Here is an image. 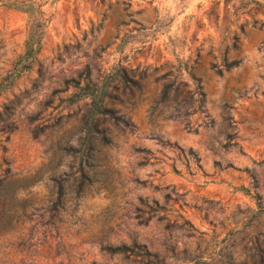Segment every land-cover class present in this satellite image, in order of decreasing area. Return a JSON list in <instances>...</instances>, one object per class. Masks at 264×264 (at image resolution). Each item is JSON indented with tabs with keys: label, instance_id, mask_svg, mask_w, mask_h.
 Listing matches in <instances>:
<instances>
[{
	"label": "rangeland",
	"instance_id": "374dc122",
	"mask_svg": "<svg viewBox=\"0 0 264 264\" xmlns=\"http://www.w3.org/2000/svg\"><path fill=\"white\" fill-rule=\"evenodd\" d=\"M4 1L0 264H264V9L25 0L41 7L44 34L12 83L29 17ZM123 68L137 86L119 84ZM86 78L111 82L106 108L132 132L108 116L83 142L89 100L70 99ZM59 184L64 210L49 228L48 214L21 216L25 200L28 215L52 207ZM134 241L151 256L107 252Z\"/></svg>",
	"mask_w": 264,
	"mask_h": 264
},
{
	"label": "trees",
	"instance_id": "16d2710c",
	"mask_svg": "<svg viewBox=\"0 0 264 264\" xmlns=\"http://www.w3.org/2000/svg\"><path fill=\"white\" fill-rule=\"evenodd\" d=\"M124 3H132L133 0H118ZM243 2H246L249 5H253L256 9H264V0L257 1V0H242ZM0 3H3V0H0ZM8 9H12L21 13H24L28 15L29 22H28V37L26 40V46H25V53L23 56L20 57V59L15 63L13 70L9 73V75L6 77V79L12 80V83L19 79L25 72L32 69L33 65L36 62V57L41 51V45H42V37L44 34V22L42 20L43 12L41 10V7H37L36 4L30 1H20V0H9L4 1L3 4ZM116 79L119 82V84H122L129 88V86H137L138 83L133 81L127 74L125 69H121L117 71L116 73ZM84 85L79 86L80 94L74 95L71 97L70 102H80L84 101L86 99L89 100V103L87 104L89 109L86 115V128H88L87 137L84 139L85 144L91 143V137L92 134L95 133V130H97V124L99 120L105 119L108 116H111L110 118H113L118 126H125L126 128L130 129L132 132V129L134 125L126 120L123 116H114L116 112L114 110H110L106 108V101L110 97L108 94V89L111 84V82L103 81L102 83H92L89 78H86L84 81H82ZM81 83V84H82ZM78 98L76 101L75 98ZM113 116V117H112ZM144 152V151H140ZM30 183L25 185V187H28ZM56 200L52 207L49 208H36V206L31 207L32 214L28 215V206L32 205V200H25L26 204L20 208L21 216L26 217L28 219H33L35 216V213L41 212V214L38 216L41 220L45 215H49V220L44 222L41 221L40 227L42 228H49V226L52 225V221L54 218H58L60 215V212L64 210V202L63 199L65 198V190L63 185L59 184L56 189ZM30 205V206H31ZM11 221H0V235H3L7 232L9 228V223ZM36 228V226H35ZM34 229V228H33ZM134 246L130 247L126 244H123L121 246L117 247H108L107 252L111 255H125V256H138L142 259H145L149 256H151V252L149 251L148 247L143 244H139L137 241H134ZM136 248V249H135Z\"/></svg>",
	"mask_w": 264,
	"mask_h": 264
}]
</instances>
